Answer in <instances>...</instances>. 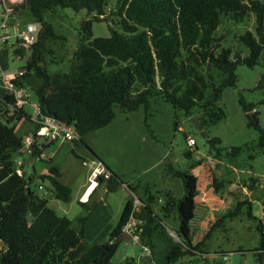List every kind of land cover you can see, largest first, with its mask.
Segmentation results:
<instances>
[{"label":"trees","instance_id":"16d2710c","mask_svg":"<svg viewBox=\"0 0 264 264\" xmlns=\"http://www.w3.org/2000/svg\"><path fill=\"white\" fill-rule=\"evenodd\" d=\"M107 1L23 0L16 6L17 12L28 11L41 26L34 44L28 48L17 44L13 51L20 59L29 53L25 67L27 72L21 84L24 85V78L31 72L41 80L34 91L41 114L73 125L79 139L72 143L85 147L84 138L88 134L108 126L114 120L115 107L129 112L139 108L146 110L153 97H159L185 115H190L191 110L197 107L202 116L200 130L225 119V112L218 102L226 87L235 86L236 66L244 64L252 68L264 53V0H120L117 10L120 31L110 28L109 37L90 40L92 21L104 15ZM56 8L74 12L85 10L87 15L93 14V17L81 26L85 39L73 53L71 73L50 76L44 66L43 54L47 51L46 41L56 37L44 17L46 12ZM248 14L254 16L255 26L254 32L247 31L239 37L248 51V55L242 57L237 52L232 53L231 49L221 48L222 37H217L216 32L221 24V16L230 15L238 21ZM202 66L224 75L219 85L198 71ZM136 83L141 86L139 92L134 90ZM239 103L248 119V127L257 131V146L264 153V129L257 121V113L248 116L253 106L242 100ZM13 104L12 96L3 94L1 89L0 264H109L118 246L114 242L122 235L121 228L131 216L143 221L140 245L149 247V260L153 262L151 237L153 226L160 218L149 206L154 200L152 196L148 198V204L138 200L141 203L139 213H135L133 198L127 199L107 241L89 244L84 238L83 228L74 230L70 219L58 216L48 208L46 197H40L31 190V176L19 177L15 173L13 156L25 135L17 136L15 128L21 121L28 122L29 114L24 109L10 108ZM55 143L50 142L47 147ZM208 144L212 150L220 153L219 139L208 140ZM240 151L239 147L230 148L232 157L238 156ZM72 153L76 155L74 150ZM108 171L111 176L105 181L106 189L113 191L122 182L117 175ZM175 176L182 181L183 197L176 200L167 192L161 210L165 214L172 211L177 214L180 245L171 249L165 264H174L192 253L204 255L201 250L204 240L221 221L217 219L203 239L196 245L192 244L191 222L195 218L197 178L189 172H177ZM60 177L58 169L52 167L40 176V185L44 188V182H48L55 199L67 203L71 190L61 183ZM212 181L215 188L216 183L214 179ZM245 203L249 202L238 203L226 217L236 216L240 206ZM79 204L90 214L92 207L87 205L88 202L79 201ZM257 231L259 246L254 253L261 262L264 255L262 220H258ZM124 262L133 264L132 261ZM204 264L225 263L206 261Z\"/></svg>","mask_w":264,"mask_h":264},{"label":"rangeland","instance_id":"374dc122","mask_svg":"<svg viewBox=\"0 0 264 264\" xmlns=\"http://www.w3.org/2000/svg\"><path fill=\"white\" fill-rule=\"evenodd\" d=\"M120 4V0L107 1L104 15L96 17L99 20L92 21L90 40L109 37L110 28L120 31L117 24ZM92 17L93 14L87 15L85 10L74 12L56 8L45 13L44 19L52 27L56 37L46 41L47 51L43 54L44 66L50 76L71 73L73 53L85 39L81 26ZM12 21L18 30H23L29 23L36 27L38 33L41 30L40 24L34 21L28 11H23ZM254 26L255 19L252 14L238 21L230 15L221 16V24L216 32L217 37H222L221 48L231 49L232 53L237 52L242 57L247 56L248 51L239 37L247 31L254 32ZM10 31L13 33L14 30ZM10 44L12 46L0 55L1 68L7 74L25 69L29 57V53H26L23 58L17 59L13 52V38L10 39ZM198 71L215 85H219L224 78L221 72L207 66L199 67ZM235 74V86L226 87L218 102V106L225 112V119L203 130H198L192 122V118L197 117L198 123H201L202 116L197 107L191 110L190 115H185L183 111L174 109L159 97H153L146 110L139 108L129 112L115 107L114 120L84 138L87 148L79 143L57 142L44 150L45 158L42 160L35 161L19 154H14L13 159L30 166L31 190L40 197H46L48 208L58 216L70 219L74 230L83 228L84 238L89 244L107 241L127 199L133 198L136 203L135 213H139L140 204L137 200L148 204V198H154L149 206L160 218L153 226L154 233L151 238L154 263L149 259H141L139 247L132 242H121L109 264L123 260L132 261L133 264H165L171 249L180 245L177 237V214L173 211L165 214L161 210L167 192L176 200L183 197L182 181L175 173L189 172L197 177L204 171L211 173L212 180L216 183V189L212 187L213 199H221L222 202L219 200L214 219L206 225L200 222L201 213L200 207L198 208L195 220L191 222L192 244H198L217 219H221L220 224L204 240L201 247L204 255L192 253L174 264H204L206 261L215 263L221 258V253L227 257L225 264H264V255L259 262L254 253L259 246L258 220L264 217V153L257 146L258 133L248 127V119L239 103L242 100L253 106L248 116L257 113V121L264 129V53L258 64L252 68L244 64L237 65ZM23 81L24 86L29 89L31 101H35L34 91L40 86L41 80L31 72ZM134 90L139 92L141 86L136 83ZM25 110L31 114V108L26 107ZM27 125L31 126L25 120L16 129L17 134L21 135L26 131ZM215 138L220 140V153L212 150L208 144V140ZM188 139L194 140L193 147L187 145ZM231 147L241 148L238 156H231ZM47 157H51L50 162ZM97 160L104 163L122 183L113 191H108L106 184H102L97 194L95 189L87 204L92 207L89 214L79 204V198L89 184V171L82 162L91 163ZM208 161H213L214 164L211 165ZM52 167L58 169L61 183L71 190V198L67 203L55 199L48 182H44V190L37 189L42 184L40 176L45 175ZM231 191L238 194L232 200L228 196ZM240 202L249 203L240 206L236 216L226 217ZM229 205L232 206L228 207Z\"/></svg>","mask_w":264,"mask_h":264},{"label":"built area","instance_id":"2783aa9c","mask_svg":"<svg viewBox=\"0 0 264 264\" xmlns=\"http://www.w3.org/2000/svg\"><path fill=\"white\" fill-rule=\"evenodd\" d=\"M23 0H0V53L12 46L10 39L13 38L14 46L19 44L24 48H28L37 41L38 31L36 27L29 23L23 30H18L16 25L12 21L16 16H20L21 13L16 11V6L21 4ZM10 29H13L11 33ZM20 59V56H16ZM27 69L23 68L16 73L7 74L4 69L0 67V86L2 93L8 96H12L14 104L10 105V108L24 109L26 107L31 108V114H29V124L32 130L24 135L23 141L16 154L26 155L32 160H42L45 158L44 150L45 146L50 142H74L79 139L78 133L73 125L67 124L64 121H60L53 117L44 116L40 112V108L35 101H31V94L29 89L21 84V80L26 74ZM18 82V83H16ZM26 111V110H25ZM187 145L193 147L195 145L194 140L188 139ZM48 160V158H46ZM15 173L19 177H30V166H26L21 160H14ZM213 165V161H208ZM83 166L88 168V182L84 193L79 198L82 203H87L89 197L94 189L100 184V179L103 182L110 178V173L103 163L99 160L82 162ZM27 167V168H26ZM38 190H44L43 186L38 185ZM88 193V194H87ZM87 194V198L83 199ZM143 221L138 220L131 216L129 221L121 228V234L130 237V242L140 248V258L149 259L151 257L150 249L147 246L140 245V234ZM175 236L174 232H171ZM227 257L225 254H221L219 263H225Z\"/></svg>","mask_w":264,"mask_h":264},{"label":"crops","instance_id":"0c3cea01","mask_svg":"<svg viewBox=\"0 0 264 264\" xmlns=\"http://www.w3.org/2000/svg\"><path fill=\"white\" fill-rule=\"evenodd\" d=\"M22 123H24V121H21L18 123V125L16 126L15 128V133L17 134L16 132V129L22 125ZM28 123V122H27ZM27 125V128L26 131L24 130L21 135L17 134V136H23L24 134L28 133L29 131L32 130L31 126ZM49 144V143H48ZM48 144L46 145V148L48 146ZM55 145V144H54ZM50 146V145H49ZM53 146V145H52ZM45 148V149H46ZM48 158V161L50 162L51 161V157H47ZM104 164V163H103ZM105 165V164H104ZM106 166V165H105ZM108 168V167H107ZM109 169V168H108ZM32 170L34 171V167H32ZM31 176V175H30ZM196 178H197V192H198V195L196 197V210H195V217H196V213L198 211V208L200 207L199 209V212L201 213V217H200V222L201 224L203 225H206L210 220H213L214 219V213L218 210L217 207H219V202L222 200L219 199V200H214L213 199V196H212V177H211V173H206L205 171L204 172H201V174H199V176L197 177L196 175H194ZM102 184H106L105 182L102 183ZM102 184H100V186H97L95 189H96V194H97V190L100 189V187L102 186ZM208 185H210V187H207ZM87 187V186H86ZM86 189V188H85ZM94 189V190H95ZM85 191V190H84ZM233 191V190H232ZM229 192L228 196H229V199L232 200L234 197L236 198L237 197V193H233V192ZM94 192V191H93ZM93 192L92 194L90 195L89 197V201H91V196L93 195ZM84 193V192H83ZM88 194V193H87ZM87 194L84 195L83 199L87 198ZM82 196V195H81ZM80 196V197H81ZM88 201V202H89ZM138 201V200H137ZM138 203L141 205V203L138 201ZM232 205H229L228 207H231ZM221 207V205H220ZM262 207H264L262 205ZM204 209V210H203ZM95 213V212H94ZM93 213V214H94ZM93 216V215H92ZM263 216H264V211H263ZM195 220V218H194ZM262 222H264V217L261 218ZM153 236V235H152ZM152 238V237H151ZM98 244V243H97ZM100 244V243H99ZM124 261H127L128 260H123L122 262L120 261H117L115 264H124L125 262Z\"/></svg>","mask_w":264,"mask_h":264},{"label":"water","instance_id":"95a60500","mask_svg":"<svg viewBox=\"0 0 264 264\" xmlns=\"http://www.w3.org/2000/svg\"><path fill=\"white\" fill-rule=\"evenodd\" d=\"M192 122L194 123L195 127H196L198 130L201 129V127H200V125H199V123H198V118H197V117H193V118H192ZM27 192L29 193L30 190L28 189ZM121 242H130V237L127 236V235H124V234H123V235L120 236V238H118V239L114 242V245H115V244H120Z\"/></svg>","mask_w":264,"mask_h":264}]
</instances>
